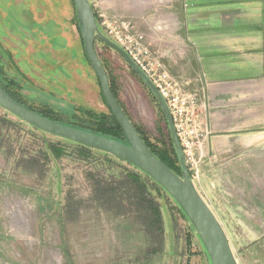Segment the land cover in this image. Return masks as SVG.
Instances as JSON below:
<instances>
[{
	"label": "rangeland",
	"instance_id": "1",
	"mask_svg": "<svg viewBox=\"0 0 264 264\" xmlns=\"http://www.w3.org/2000/svg\"><path fill=\"white\" fill-rule=\"evenodd\" d=\"M94 12L99 23L104 12ZM76 17L74 0H0V80L28 109L62 124L84 117L81 110L109 113ZM96 50L132 122L153 147L170 151L169 129L149 91L117 52L101 42ZM49 143L66 152L55 157ZM201 149L195 185L237 263L264 264V134L208 136ZM108 172L122 175L101 156L83 158L0 108V264L210 263L171 198L155 196L162 234L135 209L97 199L95 180Z\"/></svg>",
	"mask_w": 264,
	"mask_h": 264
},
{
	"label": "crops",
	"instance_id": "2",
	"mask_svg": "<svg viewBox=\"0 0 264 264\" xmlns=\"http://www.w3.org/2000/svg\"><path fill=\"white\" fill-rule=\"evenodd\" d=\"M133 23L153 57L200 94L210 140L264 134V0H89Z\"/></svg>",
	"mask_w": 264,
	"mask_h": 264
},
{
	"label": "water",
	"instance_id": "3",
	"mask_svg": "<svg viewBox=\"0 0 264 264\" xmlns=\"http://www.w3.org/2000/svg\"><path fill=\"white\" fill-rule=\"evenodd\" d=\"M76 16L81 28L85 57L91 65L103 98L114 115L127 139V144L78 130L45 118L14 100L0 85V108L10 113L26 125L43 133L81 145L131 165L157 183L174 203L182 210L189 224L206 251L209 264H239L231 246L229 237L214 211L198 191L186 161L174 123L161 93L146 74L138 68L130 56L117 43L108 38L100 29L93 6L89 0H74ZM117 52L143 81L161 107L173 141L177 159L181 167V176L168 168L164 162L148 148L135 125L121 108L114 96L108 73L98 55L96 44Z\"/></svg>",
	"mask_w": 264,
	"mask_h": 264
},
{
	"label": "trees",
	"instance_id": "4",
	"mask_svg": "<svg viewBox=\"0 0 264 264\" xmlns=\"http://www.w3.org/2000/svg\"><path fill=\"white\" fill-rule=\"evenodd\" d=\"M76 21L78 23L77 17H76ZM78 26H79V23H78ZM102 63L106 69V66L103 61ZM130 69L132 70V73L138 78V80L144 85V87L149 91V94L151 95L153 101L157 104V107L159 108L164 118L163 120H165L166 119L165 115L161 107L157 103L153 94H151L150 90L146 87L143 81L137 76L134 70L131 67ZM106 71L110 79V85H111V89H112L114 96L116 97L121 108L125 111L127 116L130 118V116L128 115V113L126 112L125 108L123 107V105L121 104L118 98V95L112 83V79L107 69ZM11 84L13 85L14 82ZM0 85L14 100L22 104L23 106H25V104H23V102L17 97L15 93H13L11 90H9L7 87L3 85L1 80H0ZM99 87H100V84H99ZM108 110H109V113L107 114L97 113L92 110H81L84 117H81V118L77 117L76 120L74 119L73 121H69V123H66L63 125L127 144V139L125 135H123L124 132L122 131L121 127L116 121L111 110L110 109ZM32 111L34 112V110ZM43 117L48 118L52 121H55V123L58 122L62 124L56 118H51L49 116H43ZM130 120L132 121L131 118ZM165 122L167 124L166 120ZM134 125L138 133L140 134L141 138L143 139L145 144L148 146V148H150L153 154L156 155V157L159 160L164 162V164L168 168H170L176 174L181 176V173H182L181 167L177 159L178 157L174 149L170 131H169V137H170L171 150L169 151L168 149H164V150L159 151L158 149L153 147V145H151L148 142L147 137L143 133V130L140 127H138L135 123ZM167 127H168V124H167ZM66 142L69 143L73 147V150H76V152H78L81 156H83V158L90 159V158L101 156L102 158H104V162H107L109 165L110 164L114 166L117 165L120 167V171H121L120 174L122 175L120 176L113 175V174L110 175V173L108 172L109 176H107L106 178L103 177V179L95 180L94 195L97 197V199L102 200L101 202H103L104 205H108L112 207L114 205L120 206L121 209H128V210L129 208L135 209L138 219L139 218L142 219L150 230L159 231L161 234L163 233L164 225H163L162 209L158 201L156 200V197L158 199L160 198L169 199L170 197L169 195H167L165 190H163L157 183L151 180L147 175L143 174L142 172L132 167L131 165L123 163L108 154H105V153H102V152H99V151H96V150H93V149H90V148H87L81 145H77L69 141H66ZM48 148L52 152V154L58 158H60L66 152L64 151L65 148L59 147V146H56L50 143H49ZM177 208L179 210V213L185 218L186 221H188L184 213L181 212L182 210L178 206Z\"/></svg>",
	"mask_w": 264,
	"mask_h": 264
},
{
	"label": "built area",
	"instance_id": "5",
	"mask_svg": "<svg viewBox=\"0 0 264 264\" xmlns=\"http://www.w3.org/2000/svg\"><path fill=\"white\" fill-rule=\"evenodd\" d=\"M102 32L117 43L153 82L169 108L189 173L195 183L200 171L202 144L208 139L200 110V94L170 76L153 57L146 37L128 20L97 13Z\"/></svg>",
	"mask_w": 264,
	"mask_h": 264
}]
</instances>
